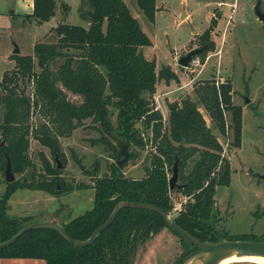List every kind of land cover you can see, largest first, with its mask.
Instances as JSON below:
<instances>
[{
  "label": "trees",
  "instance_id": "16d2710c",
  "mask_svg": "<svg viewBox=\"0 0 264 264\" xmlns=\"http://www.w3.org/2000/svg\"><path fill=\"white\" fill-rule=\"evenodd\" d=\"M134 1L143 17L152 22L154 0ZM60 6L68 10L65 3ZM55 8L54 0H32L31 12L24 18L46 22L54 16ZM77 14L85 25L58 21L51 28L52 41L35 42L30 55L11 53L13 68L2 73L0 182L4 189L0 195V242L32 222L31 215L6 213V203L15 190H40L59 196L73 189L59 175L54 155L64 166L59 139L85 127L87 120V126L99 135L86 141L103 145L112 160L107 171L99 174L98 161L92 163L91 170L78 163L90 184L77 188L93 190L92 206L61 225L68 236L86 239L119 201L152 205L168 214L171 194L177 192L189 199L171 219L193 237L206 242L264 241L251 233L233 235L215 228L214 190L227 185L230 175L219 137L229 132L230 145L238 147L241 135V108L231 102L230 81L217 85L208 81L196 87V100L186 97L179 105L174 103L163 121L152 106L155 85L177 77L169 66L156 70L154 61L144 56L142 48L150 45V39L123 1L79 0ZM203 44L207 49L201 52V60L213 45L207 33L202 36ZM67 92L77 96L78 102L68 100ZM198 105L206 111L216 132L206 125ZM224 111L228 112V122ZM32 112L39 116L34 126L29 120ZM112 131L126 143V161L135 160L137 150L149 144L140 176L126 175L116 166L118 144ZM29 137L48 149L52 163L42 152L37 153L38 165L30 158ZM5 158L17 176L11 182L1 179ZM175 159L178 186L169 191L168 173ZM163 228L172 232L158 212L124 207L87 246L71 245L55 229L35 228L0 248V258H35L44 264H133L139 247ZM179 241L181 251L173 264H184L198 250L182 238ZM239 263L255 264H225Z\"/></svg>",
  "mask_w": 264,
  "mask_h": 264
},
{
  "label": "rangeland",
  "instance_id": "374dc122",
  "mask_svg": "<svg viewBox=\"0 0 264 264\" xmlns=\"http://www.w3.org/2000/svg\"><path fill=\"white\" fill-rule=\"evenodd\" d=\"M54 1V16L37 23L24 18L31 12L32 0H0V79L3 72L13 68L9 55L14 45L19 54L30 55L35 42L54 39L52 27L48 26L60 20L71 24L82 22L77 14L79 0ZM122 1L150 39V45L142 48L144 56L154 61L156 70L169 66L177 77L168 83L160 80L155 85L152 106L160 112L163 121L167 118L169 105H179L186 97L196 100V87L208 81L214 85L230 81L231 102L240 108L243 106L241 135L238 147L230 145L229 132L224 138L219 137L222 155L229 161L230 175L227 185L216 186L214 190L215 228L233 235L251 233L264 239V27L253 14L254 0H154L156 10L152 22L143 17L134 0ZM61 3H65L68 10L62 9ZM260 6L264 11V0H260ZM182 11L185 14L181 16ZM205 33L213 45L204 52L203 60L202 50L192 57L198 60V65H177L180 56L202 44ZM67 98L74 103L79 100L68 92ZM198 110L206 125L216 132L206 111L200 105ZM223 115L228 122V112L224 111ZM38 119V114L32 112L31 125L34 126ZM85 125L76 128L69 137L59 139L65 163L59 175L73 189L59 196L40 190L17 189L6 203L8 215H31L32 222L52 221L63 225L91 208L93 190L77 188L79 184H90V178L78 163L91 170L92 163L98 161L99 174L107 171L112 159L103 145H90L86 141L99 134L87 126L88 120ZM142 137L144 140L146 135ZM148 145L137 150L135 160L122 163L120 169L124 174H142ZM38 152L52 163L48 149L29 137V155L37 165ZM3 189L4 184L0 182V195ZM180 196L173 192L171 199ZM180 251L179 238L163 228L139 247L133 264H173ZM189 261L187 259L184 264Z\"/></svg>",
  "mask_w": 264,
  "mask_h": 264
},
{
  "label": "water",
  "instance_id": "95a60500",
  "mask_svg": "<svg viewBox=\"0 0 264 264\" xmlns=\"http://www.w3.org/2000/svg\"><path fill=\"white\" fill-rule=\"evenodd\" d=\"M253 14L255 15V18L260 21L262 26L264 27V11L261 9L260 6V0H256L255 4L253 6ZM185 14L184 11H182L181 16ZM180 16V17H181ZM206 48V44L201 45L200 47L193 48L189 51H187L184 55L180 56L177 59V65L181 67H187L189 61L191 58L198 53H200L202 50ZM13 54H18L19 49L17 46L14 45ZM246 103L248 102L245 100ZM174 105H169L168 110H171L174 108ZM262 118H264V115H262ZM111 136L116 140L118 144V150L117 154L118 157L115 160L116 166L118 168L121 167L122 163L127 159V148L126 143L120 139H118L114 132H110ZM2 143V142H1ZM0 143V144H1ZM55 160V166L57 169H60L62 167V164L60 163L59 159L57 158V155H54ZM264 178V175L262 176ZM3 179L5 182H11L14 180L13 173L10 170V164L8 158H5V166L3 170ZM177 180V161L174 160L172 167H171V173L170 176L167 179L168 183V190L171 191L175 186H178L176 183ZM124 207H134V208H145L150 209L155 212H158L164 219L166 226L179 238L184 239L186 242L192 244L195 246L198 250L197 252L190 258V261L188 264H225L219 262L222 258L226 257L229 253H233L234 255H253V256H260L264 257V241H258V240H220L217 242H206L201 241L189 233L185 232L181 228H179L173 220L161 209L144 204L139 202H129V201H119L117 202L112 209L110 210L107 217L104 219V221L99 224L86 239L83 240H77L74 238H71L66 234V232L63 230L61 225L52 222V221H39V222H30L25 225H23L20 229H18L11 237L8 239L0 242V248H3L12 242H14L21 234L26 232L30 229L35 228H52L58 231L61 236L71 245L77 246V247H83L89 245L95 237L100 233L101 230H103L109 223L114 219L117 212ZM252 263V262H251Z\"/></svg>",
  "mask_w": 264,
  "mask_h": 264
},
{
  "label": "bare ground",
  "instance_id": "6f19581e",
  "mask_svg": "<svg viewBox=\"0 0 264 264\" xmlns=\"http://www.w3.org/2000/svg\"><path fill=\"white\" fill-rule=\"evenodd\" d=\"M219 262L221 263L252 262L255 264H264V257L253 256V255H234L233 253H229L226 257L222 258Z\"/></svg>",
  "mask_w": 264,
  "mask_h": 264
},
{
  "label": "built area",
  "instance_id": "2783aa9c",
  "mask_svg": "<svg viewBox=\"0 0 264 264\" xmlns=\"http://www.w3.org/2000/svg\"><path fill=\"white\" fill-rule=\"evenodd\" d=\"M189 64L190 65H198V60H195V59L191 58V60L189 61L188 65ZM188 199H189V197L188 196H184V195H181L178 199H172L170 211H169V213L167 215L169 217L177 215L182 210L183 206L186 204Z\"/></svg>",
  "mask_w": 264,
  "mask_h": 264
},
{
  "label": "crops",
  "instance_id": "0c3cea01",
  "mask_svg": "<svg viewBox=\"0 0 264 264\" xmlns=\"http://www.w3.org/2000/svg\"><path fill=\"white\" fill-rule=\"evenodd\" d=\"M31 9H32V2H31ZM81 21L82 22L80 23V25H85V22L83 20ZM53 26L54 24L48 26V28L53 27ZM0 264H44V261L41 259H35V258H0Z\"/></svg>",
  "mask_w": 264,
  "mask_h": 264
},
{
  "label": "flooded vegetation",
  "instance_id": "af4514ba",
  "mask_svg": "<svg viewBox=\"0 0 264 264\" xmlns=\"http://www.w3.org/2000/svg\"><path fill=\"white\" fill-rule=\"evenodd\" d=\"M255 1H256V0H254V4H255ZM254 4H253V6H254ZM253 6H252V9H253ZM200 46H201V45H200ZM200 46H199V47H200ZM157 234H158V233H157ZM155 235H156V234H155ZM152 237H153V236H152ZM152 237H151V238H152ZM151 238H150V239H151ZM147 241H148V240H147Z\"/></svg>",
  "mask_w": 264,
  "mask_h": 264
}]
</instances>
